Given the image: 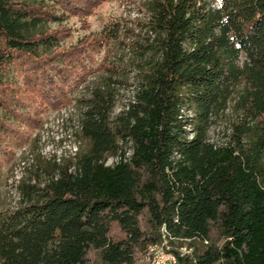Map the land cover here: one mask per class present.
<instances>
[{
  "label": "trees",
  "instance_id": "obj_1",
  "mask_svg": "<svg viewBox=\"0 0 264 264\" xmlns=\"http://www.w3.org/2000/svg\"><path fill=\"white\" fill-rule=\"evenodd\" d=\"M107 1L0 0V163L21 136L2 112L30 126L20 109L64 107L118 34L113 24L65 48L70 30L44 25ZM146 26L155 60L129 103L112 120L114 92L94 89L87 150L0 213V264H135L163 227L177 264H264V0H152ZM11 70L20 92L3 82ZM235 93L229 141L212 143Z\"/></svg>",
  "mask_w": 264,
  "mask_h": 264
},
{
  "label": "rangeland",
  "instance_id": "obj_2",
  "mask_svg": "<svg viewBox=\"0 0 264 264\" xmlns=\"http://www.w3.org/2000/svg\"><path fill=\"white\" fill-rule=\"evenodd\" d=\"M33 0H27L32 2ZM152 0H109L99 6L85 20L79 17H65L60 22L48 23L43 29L54 30L65 27L70 36L60 45L65 48L87 37H93L115 24L117 37L95 57V64L89 68L85 81L75 84L68 94L67 104L59 110L47 109L43 113L32 109H20L22 114L31 113L38 123L27 125L2 112V118L20 131L17 143L10 144V154L0 163V213L11 211L24 200L21 190L26 185H35L54 176L57 166L76 153L88 148L87 140L80 134V121L87 101L94 89L108 84L115 95L113 118L129 103L135 91L140 74L155 60L144 51L153 37L147 32L148 6ZM3 82L21 90L19 75L11 70L3 76ZM239 91V88L237 89ZM236 91V93L238 92ZM234 94L224 110L217 113L207 133L210 142L224 144L229 141L232 124L239 113L235 110ZM191 116V114H189ZM191 128L188 127V130ZM191 136H189L190 138ZM111 164V161H108ZM25 199V196H24ZM173 251L170 246L155 260L167 263V255ZM147 254L138 257L135 264H150Z\"/></svg>",
  "mask_w": 264,
  "mask_h": 264
},
{
  "label": "built area",
  "instance_id": "obj_3",
  "mask_svg": "<svg viewBox=\"0 0 264 264\" xmlns=\"http://www.w3.org/2000/svg\"><path fill=\"white\" fill-rule=\"evenodd\" d=\"M161 237H162L161 243L158 245L149 247L147 251V257L148 259H150V262H149L150 264H164V263H159L155 260L156 255L163 254L164 250L170 247L168 244L167 233L164 227L161 228ZM179 251L182 254L187 252L185 248H180ZM167 258H168L167 259L168 261L166 264H177V260L172 251L171 253L167 255Z\"/></svg>",
  "mask_w": 264,
  "mask_h": 264
}]
</instances>
